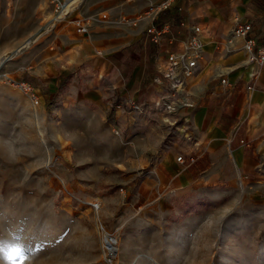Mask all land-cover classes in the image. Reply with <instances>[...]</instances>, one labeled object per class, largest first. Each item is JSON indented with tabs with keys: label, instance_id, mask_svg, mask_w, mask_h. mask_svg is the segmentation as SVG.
<instances>
[{
	"label": "rangeland",
	"instance_id": "obj_1",
	"mask_svg": "<svg viewBox=\"0 0 264 264\" xmlns=\"http://www.w3.org/2000/svg\"><path fill=\"white\" fill-rule=\"evenodd\" d=\"M95 2L0 0V264H107L104 235L115 264H264V175L177 187L78 99L91 76L69 48L105 25Z\"/></svg>",
	"mask_w": 264,
	"mask_h": 264
},
{
	"label": "crops",
	"instance_id": "obj_2",
	"mask_svg": "<svg viewBox=\"0 0 264 264\" xmlns=\"http://www.w3.org/2000/svg\"><path fill=\"white\" fill-rule=\"evenodd\" d=\"M97 1L95 7L108 13L105 25L89 28L84 47L69 48L82 55L90 72L78 97L90 112L119 132L134 134L138 161L151 156L154 168L168 173L177 187L218 185L232 173L264 175V63L248 62L243 46L246 38L264 46V0H170L156 21L167 22L170 31L157 44L146 34L148 20L137 19L148 0ZM236 22L251 25L246 37L232 35ZM194 26L202 31L203 57L186 79L183 96L192 106L160 113L152 106L166 89L155 80L166 55L179 50ZM121 99L147 109L117 110ZM180 154L194 163L176 161Z\"/></svg>",
	"mask_w": 264,
	"mask_h": 264
},
{
	"label": "built area",
	"instance_id": "obj_3",
	"mask_svg": "<svg viewBox=\"0 0 264 264\" xmlns=\"http://www.w3.org/2000/svg\"><path fill=\"white\" fill-rule=\"evenodd\" d=\"M65 1H56L54 4V10L56 12V18H60L66 5ZM170 0H161L159 2L147 1L145 10L138 15V20L147 19L148 25L146 28V34L150 41L157 44L160 41L161 35L170 31V25L164 22L160 25L156 23L157 15L160 11L168 8ZM101 20L106 21L108 19V13H101ZM130 25H134L133 21H127ZM77 33L84 34L88 30V21L73 20L72 21ZM251 31V25L249 23H235V27L232 30V35L237 37H246ZM202 31L200 27L194 26L191 34L182 42L178 51L170 52L166 55L163 67L159 70L160 77L156 78V82L160 83L166 89L164 95H161L156 102L153 103V109L160 113H172L180 108L190 107L192 104L187 101L183 96L185 94L186 79L193 77L198 69V63L203 57V46L201 41ZM244 49L247 52L248 62L264 63V46L255 47V43L252 39L246 38L244 41ZM225 83L224 79L220 81ZM18 89L33 105L37 106L40 103V96L37 90L31 86L30 83L25 81L15 82ZM114 108L117 110L127 108L128 111L145 112L147 107L134 100L121 99L114 104ZM177 119L170 123L175 130L177 125ZM184 138L190 139L189 135H183ZM176 161L182 162L183 156L178 155ZM194 159L190 158L189 162H193ZM94 208H97V204H92Z\"/></svg>",
	"mask_w": 264,
	"mask_h": 264
},
{
	"label": "bare ground",
	"instance_id": "obj_4",
	"mask_svg": "<svg viewBox=\"0 0 264 264\" xmlns=\"http://www.w3.org/2000/svg\"><path fill=\"white\" fill-rule=\"evenodd\" d=\"M66 11H63V14ZM103 248H104V251H105V256H104L105 257V262L107 264H115V261H116V259L118 257L119 249H118V246L115 244V242L110 237H107L106 235H104Z\"/></svg>",
	"mask_w": 264,
	"mask_h": 264
},
{
	"label": "snow or ice",
	"instance_id": "obj_5",
	"mask_svg": "<svg viewBox=\"0 0 264 264\" xmlns=\"http://www.w3.org/2000/svg\"><path fill=\"white\" fill-rule=\"evenodd\" d=\"M23 256H18L17 258H16V260L18 261V262H21V261H23Z\"/></svg>",
	"mask_w": 264,
	"mask_h": 264
}]
</instances>
